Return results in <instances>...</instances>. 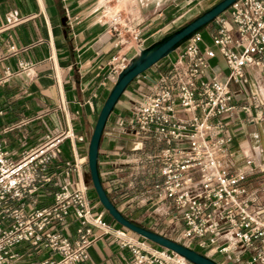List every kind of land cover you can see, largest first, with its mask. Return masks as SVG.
Wrapping results in <instances>:
<instances>
[{
	"label": "built area",
	"instance_id": "2783aa9c",
	"mask_svg": "<svg viewBox=\"0 0 264 264\" xmlns=\"http://www.w3.org/2000/svg\"><path fill=\"white\" fill-rule=\"evenodd\" d=\"M109 24L117 33L116 27L128 32L117 13ZM132 37L140 43L138 33ZM210 38L214 50L200 48L202 40L196 33L172 53L168 68L157 74L129 119L120 123L127 130L121 135L126 142L161 145L146 158L153 170L152 183L139 196L126 197L139 164L127 157L121 162L105 160L102 177L123 206L129 207L138 197V202L166 218L169 230L164 237L217 264H264V176L259 190L251 193L248 179L253 162H244L248 170L229 165L231 139L221 135L222 119L233 110L230 84H246V69L264 71V0L236 1L214 20ZM215 51L228 69L224 80L207 75ZM125 67L121 62L118 70ZM113 73L118 72L113 68ZM12 75H0V89ZM65 139L71 142L72 136L46 134L41 144L18 160L9 157L0 140V264L19 260L24 247L43 252L44 257L22 264H81L102 235L111 236L129 252V264H191L93 215L84 190L71 189L70 182L45 194ZM80 165L75 158L64 161L65 176L74 172L78 183ZM121 166L128 171L125 189L117 186L113 173ZM260 172L264 174V164ZM70 217L76 224L74 237L64 231Z\"/></svg>",
	"mask_w": 264,
	"mask_h": 264
},
{
	"label": "crops",
	"instance_id": "0c3cea01",
	"mask_svg": "<svg viewBox=\"0 0 264 264\" xmlns=\"http://www.w3.org/2000/svg\"><path fill=\"white\" fill-rule=\"evenodd\" d=\"M205 1L0 0V75L13 74L0 89V140L4 149L12 160H18L24 152L41 144L46 134L56 136L68 132L72 136L71 142L65 139L61 146L62 154L52 166L53 179L46 186L45 194L70 182L71 189L76 186L84 190L93 215H101L107 224L120 227L99 204L87 168L88 145L98 114L116 82L119 64L127 66L141 49L201 15L205 11L199 9ZM105 10L107 13L102 17ZM115 13L128 32L118 27L119 33L111 29L109 20ZM213 31L214 22L206 27L209 37ZM134 33L139 34L140 43L133 39ZM120 41L126 43L120 44ZM204 47L212 48L201 43L200 48ZM173 56L170 54L156 63L126 88L106 121L97 162L105 191L119 212L133 224L162 236L169 230L167 219L153 212L149 205L138 202V197L129 207L123 206L104 183L102 174L105 160L121 162L127 157L139 164L134 167L137 177L130 183L132 189H127L126 197L139 196L152 183L153 170L146 158L161 145L133 143L140 146L139 150H127L128 142L121 138L127 130L120 127V123L129 119L134 104L150 90L157 74L168 68ZM209 65L208 76L216 75L220 80L227 77L228 69L216 51ZM113 68L117 74L113 73ZM245 75L246 84H230L233 110L222 119L221 135L231 139L229 165L252 169L248 188L253 193L261 187L264 176L260 172L264 164V71L249 68ZM73 158L81 164L78 183L74 172L68 178L63 172V162ZM247 159L253 162L252 167L245 166ZM127 172L122 166L113 170L119 188L125 189L128 184ZM75 228L70 217L64 231L74 237ZM87 253V260L81 264L130 262L129 252L109 235L100 236ZM18 254L19 260L9 264L44 257L43 252L25 247Z\"/></svg>",
	"mask_w": 264,
	"mask_h": 264
},
{
	"label": "water",
	"instance_id": "95a60500",
	"mask_svg": "<svg viewBox=\"0 0 264 264\" xmlns=\"http://www.w3.org/2000/svg\"><path fill=\"white\" fill-rule=\"evenodd\" d=\"M238 0H221L201 15L175 30L174 32L154 42L150 46L140 50L136 59L121 70L116 78V82L111 88L98 114L92 135L90 137L87 151V168L90 182L96 198L102 208L107 212L113 222L118 224L128 232L154 244L160 248L175 253L191 264H217L213 260L206 258L198 252L188 249L183 245L159 235L153 231L139 227L126 219L115 207L111 199L106 194L98 171L99 145L106 121L111 114L117 101L124 93L129 84L138 76L145 73L156 63L174 53L193 35L206 28L214 20L227 11ZM138 144L128 142L127 150L139 149Z\"/></svg>",
	"mask_w": 264,
	"mask_h": 264
},
{
	"label": "rangeland",
	"instance_id": "374dc122",
	"mask_svg": "<svg viewBox=\"0 0 264 264\" xmlns=\"http://www.w3.org/2000/svg\"><path fill=\"white\" fill-rule=\"evenodd\" d=\"M219 1L221 0H206L204 2V5L199 9V11H206L209 8H211L212 6H214L215 4H217ZM192 17V16H191ZM181 26V23L178 25ZM201 40H202V44L203 45H207L209 47H212V42H211V38L209 37L208 33L206 32V28L202 29L201 31L198 32ZM213 48V47H212ZM151 212V210H150ZM182 230V227L180 228ZM128 232V231H127ZM130 233V232H129ZM132 234V233H130ZM133 236H136L134 234H132Z\"/></svg>",
	"mask_w": 264,
	"mask_h": 264
},
{
	"label": "trees",
	"instance_id": "16d2710c",
	"mask_svg": "<svg viewBox=\"0 0 264 264\" xmlns=\"http://www.w3.org/2000/svg\"><path fill=\"white\" fill-rule=\"evenodd\" d=\"M104 187V186H103ZM105 189V188H104ZM107 194V193H106ZM108 195V194H107ZM109 197V196H108Z\"/></svg>",
	"mask_w": 264,
	"mask_h": 264
}]
</instances>
